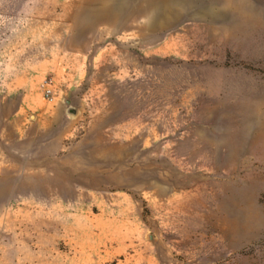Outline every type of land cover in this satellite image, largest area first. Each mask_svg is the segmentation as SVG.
<instances>
[{"label":"rangeland","instance_id":"1","mask_svg":"<svg viewBox=\"0 0 264 264\" xmlns=\"http://www.w3.org/2000/svg\"><path fill=\"white\" fill-rule=\"evenodd\" d=\"M10 164L0 264H264V0H0Z\"/></svg>","mask_w":264,"mask_h":264},{"label":"crops","instance_id":"2","mask_svg":"<svg viewBox=\"0 0 264 264\" xmlns=\"http://www.w3.org/2000/svg\"><path fill=\"white\" fill-rule=\"evenodd\" d=\"M39 87L37 85H31L28 88V92L24 94L21 104L19 106L18 112H26L28 115V118L32 117L34 115V120H32L31 123L34 124V126H37L38 128H42L45 123L49 121L47 112V107H45L42 99L40 98V93L37 92ZM55 104V103H54ZM57 105V101H56ZM55 106V105H53ZM58 107V105L56 106ZM56 107H53L54 110ZM15 113V114H18ZM33 114V115H32ZM16 166H12L10 164L9 168L4 169L0 172V203L5 204L7 201H9V198L11 197V194L14 191V187L17 184L16 178L17 174L14 172L16 170Z\"/></svg>","mask_w":264,"mask_h":264},{"label":"built area","instance_id":"3","mask_svg":"<svg viewBox=\"0 0 264 264\" xmlns=\"http://www.w3.org/2000/svg\"><path fill=\"white\" fill-rule=\"evenodd\" d=\"M47 86H49V85H47L46 83L42 84V87L45 88L44 89V96L46 97V99L52 100V98H49V96L51 95V89L47 88Z\"/></svg>","mask_w":264,"mask_h":264},{"label":"water","instance_id":"4","mask_svg":"<svg viewBox=\"0 0 264 264\" xmlns=\"http://www.w3.org/2000/svg\"><path fill=\"white\" fill-rule=\"evenodd\" d=\"M69 113L74 114V113H75V109H74V108H70V109H69Z\"/></svg>","mask_w":264,"mask_h":264}]
</instances>
